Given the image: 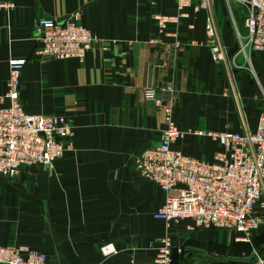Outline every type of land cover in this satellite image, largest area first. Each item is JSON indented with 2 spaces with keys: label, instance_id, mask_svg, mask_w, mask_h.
Wrapping results in <instances>:
<instances>
[{
  "label": "crops",
  "instance_id": "crops-1",
  "mask_svg": "<svg viewBox=\"0 0 264 264\" xmlns=\"http://www.w3.org/2000/svg\"><path fill=\"white\" fill-rule=\"evenodd\" d=\"M10 1L12 9H0V95L8 60L23 58L18 98L24 111L64 116L71 149L49 169L23 167L13 179L0 175V246H25L48 264H150L166 234L152 218L164 193L135 174L132 159L158 143L164 122L163 107L141 89L171 84L172 119L180 130L253 131L264 107V51H237L242 17L222 0L208 9L188 7L166 27L182 43L178 48L153 19L176 12L170 0ZM76 10L78 22L102 45H92L80 61L34 53L36 21L62 20ZM207 15L225 51L218 63L205 44ZM171 148L207 163L220 151L208 137L191 133ZM252 212L260 224L247 244L233 231L176 223L168 235L182 255L173 254L171 264L250 262L264 246V207L256 204ZM104 246L113 252L102 254Z\"/></svg>",
  "mask_w": 264,
  "mask_h": 264
},
{
  "label": "built area",
  "instance_id": "built-area-1",
  "mask_svg": "<svg viewBox=\"0 0 264 264\" xmlns=\"http://www.w3.org/2000/svg\"><path fill=\"white\" fill-rule=\"evenodd\" d=\"M174 14H154L158 30L174 37L173 47L182 43L174 31L186 16L185 9H208L213 0H170ZM228 11L238 9L242 17L243 35L237 36V51H264V0H222ZM13 8L10 0H0V9ZM232 18V16H231ZM78 10L62 20L42 17L36 21L37 47L34 53L44 58L82 60L92 45L102 41L93 36L79 22ZM233 20V19H232ZM205 44L211 59L218 63L225 59L210 15L205 18ZM25 60L10 58L5 90L0 95V175L9 179L19 176L23 167L40 166L49 169L51 163L71 149V128L65 117L54 114L27 113L18 98L20 72ZM142 96L156 106L163 107L164 126L159 141L132 159L135 174L153 183L164 193L162 205L152 218L164 225L166 234L156 241L150 264H171L172 255H182L168 231L182 220H190L196 229H225L237 234L236 241L250 243L260 224L252 212L254 205L264 207V107L260 110L253 131H214L178 129L172 119L171 84L146 86ZM184 133L205 136L219 145L214 161L207 163L186 156L171 148ZM102 254L112 253L109 246ZM0 264H48L45 257L21 245L0 246ZM135 264V263H130ZM224 264H264V252L254 253L250 262Z\"/></svg>",
  "mask_w": 264,
  "mask_h": 264
},
{
  "label": "water",
  "instance_id": "water-1",
  "mask_svg": "<svg viewBox=\"0 0 264 264\" xmlns=\"http://www.w3.org/2000/svg\"><path fill=\"white\" fill-rule=\"evenodd\" d=\"M264 251V246L257 252V254H261Z\"/></svg>",
  "mask_w": 264,
  "mask_h": 264
},
{
  "label": "rangeland",
  "instance_id": "rangeland-1",
  "mask_svg": "<svg viewBox=\"0 0 264 264\" xmlns=\"http://www.w3.org/2000/svg\"><path fill=\"white\" fill-rule=\"evenodd\" d=\"M233 21V20H232ZM253 256V255H252Z\"/></svg>",
  "mask_w": 264,
  "mask_h": 264
},
{
  "label": "trees",
  "instance_id": "trees-1",
  "mask_svg": "<svg viewBox=\"0 0 264 264\" xmlns=\"http://www.w3.org/2000/svg\"><path fill=\"white\" fill-rule=\"evenodd\" d=\"M263 252H264V251H263ZM263 252H262V253H263Z\"/></svg>",
  "mask_w": 264,
  "mask_h": 264
}]
</instances>
